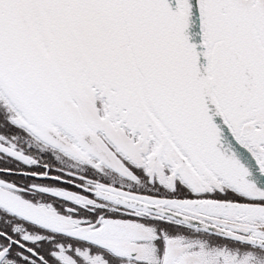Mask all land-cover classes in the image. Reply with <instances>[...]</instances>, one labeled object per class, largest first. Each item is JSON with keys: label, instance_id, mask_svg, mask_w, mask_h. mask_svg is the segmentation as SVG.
<instances>
[{"label": "snow or ice", "instance_id": "snow-or-ice-1", "mask_svg": "<svg viewBox=\"0 0 264 264\" xmlns=\"http://www.w3.org/2000/svg\"><path fill=\"white\" fill-rule=\"evenodd\" d=\"M0 264H264V0H0Z\"/></svg>", "mask_w": 264, "mask_h": 264}]
</instances>
